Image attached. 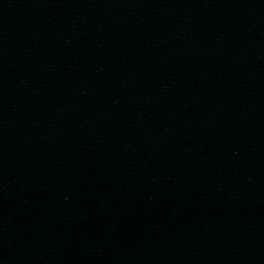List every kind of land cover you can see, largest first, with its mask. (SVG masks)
<instances>
[{"label":"water","instance_id":"water-1","mask_svg":"<svg viewBox=\"0 0 264 264\" xmlns=\"http://www.w3.org/2000/svg\"><path fill=\"white\" fill-rule=\"evenodd\" d=\"M0 60L264 61V0H0Z\"/></svg>","mask_w":264,"mask_h":264}]
</instances>
